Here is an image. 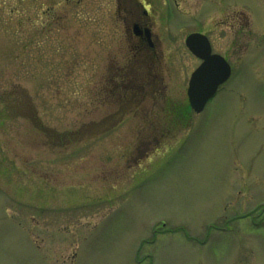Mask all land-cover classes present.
Returning a JSON list of instances; mask_svg holds the SVG:
<instances>
[{"label":"rangeland","instance_id":"obj_1","mask_svg":"<svg viewBox=\"0 0 264 264\" xmlns=\"http://www.w3.org/2000/svg\"><path fill=\"white\" fill-rule=\"evenodd\" d=\"M0 264H264V0H0Z\"/></svg>","mask_w":264,"mask_h":264},{"label":"water","instance_id":"obj_2","mask_svg":"<svg viewBox=\"0 0 264 264\" xmlns=\"http://www.w3.org/2000/svg\"><path fill=\"white\" fill-rule=\"evenodd\" d=\"M148 36L150 30L148 29ZM187 45L204 59L201 66L193 73L189 96L196 111H202L208 100L217 92L218 87L231 74L228 61L219 54L212 53V46L207 35L194 32L186 39Z\"/></svg>","mask_w":264,"mask_h":264},{"label":"flooded vegetation","instance_id":"obj_3","mask_svg":"<svg viewBox=\"0 0 264 264\" xmlns=\"http://www.w3.org/2000/svg\"><path fill=\"white\" fill-rule=\"evenodd\" d=\"M135 15L136 17L133 18L132 28L130 29L131 37L136 39L135 45L142 51L145 49H154V33L152 31L151 25L149 24V11L144 9L143 12H138ZM41 23L43 25L46 24L45 21ZM148 28H151L150 36H148ZM124 68L125 67H118L119 70H124ZM116 74L120 75V72L117 71Z\"/></svg>","mask_w":264,"mask_h":264}]
</instances>
